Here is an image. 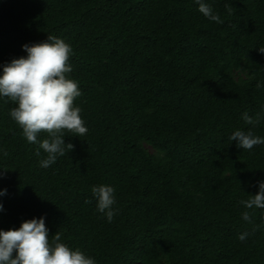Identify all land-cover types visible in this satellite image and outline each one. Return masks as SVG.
Returning <instances> with one entry per match:
<instances>
[{
	"label": "trees",
	"instance_id": "obj_1",
	"mask_svg": "<svg viewBox=\"0 0 264 264\" xmlns=\"http://www.w3.org/2000/svg\"><path fill=\"white\" fill-rule=\"evenodd\" d=\"M204 2L223 23L196 0H0V65L63 39L88 129L65 130L74 149L43 168L0 96V230L43 216L95 264H264V209L240 203L264 181V144L229 140L264 138V0ZM99 185L114 188L111 222Z\"/></svg>",
	"mask_w": 264,
	"mask_h": 264
},
{
	"label": "clouds",
	"instance_id": "obj_2",
	"mask_svg": "<svg viewBox=\"0 0 264 264\" xmlns=\"http://www.w3.org/2000/svg\"><path fill=\"white\" fill-rule=\"evenodd\" d=\"M196 3L199 12L206 18L223 23L204 0H196ZM22 48L26 56L0 65V96L15 102L10 116L20 126L28 142L38 143L36 155H40V149L46 153L40 166L47 168L59 156L74 149L72 143H65L63 139L65 130L76 136H83L88 131L80 115L81 109L74 106V100L81 95V91L76 81L66 75L73 71L69 64L72 48L63 39L48 35L45 41L24 44ZM258 50L264 54V48ZM243 119L247 124L256 125L261 117L257 115L253 119L245 112ZM42 132L47 133L48 137L38 141V135ZM229 140L236 141L237 147L246 150L264 144V138L254 135L251 130H236ZM5 193L6 190H0V195ZM91 193L97 201V210L111 222L117 211L113 208L116 202L114 188L108 185L93 186ZM240 203L247 210L264 209V181L258 183L255 195ZM247 210L242 212V219L252 223V214ZM247 236V232L242 233L239 239L244 241ZM0 264H95V261L79 249L72 250L61 242L58 231L50 240L42 216L22 221L18 229L0 230Z\"/></svg>",
	"mask_w": 264,
	"mask_h": 264
}]
</instances>
